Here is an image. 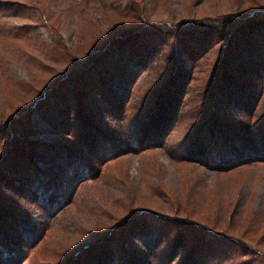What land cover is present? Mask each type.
<instances>
[{
  "label": "rangeland",
  "instance_id": "1",
  "mask_svg": "<svg viewBox=\"0 0 264 264\" xmlns=\"http://www.w3.org/2000/svg\"><path fill=\"white\" fill-rule=\"evenodd\" d=\"M262 12L0 0V264H264Z\"/></svg>",
  "mask_w": 264,
  "mask_h": 264
},
{
  "label": "trees",
  "instance_id": "2",
  "mask_svg": "<svg viewBox=\"0 0 264 264\" xmlns=\"http://www.w3.org/2000/svg\"><path fill=\"white\" fill-rule=\"evenodd\" d=\"M257 10H253V11H251L249 14H250V16L252 15V14H255V12H256ZM262 13H264V12H262ZM262 17V16H261ZM261 17H259V19L256 21V22H253V20H250V22H252V24H250V22L249 23H247V24H245L244 25V23H242V25H243V27H242V29H248V28H251V27H255V28H258L259 26H260V28L262 29H264V19H262ZM233 32H231L230 31V34H229V36L227 37V38H225V43H224V46L227 48V52L226 53H224V55L225 54H231L232 53V47H233V45L232 44H234V42L233 41H236V40H234V39H236V37H239V35H243L244 33H245V31L244 30H239L238 28H237V30H232ZM251 34V33H250ZM250 34H248V36L247 37H251V35ZM245 35H247V34H245ZM126 36H128V34L126 35V34H124V38L126 37ZM123 38V39H124ZM121 38H119L118 40H120ZM193 39V38H192ZM192 39H188L189 41H191ZM220 39H223V38H220ZM179 43L181 44V47H182V49L184 50V51H186L187 53H188V56H190L191 58H196L195 56H194V54H193V50H192V47H193V45H191V42H186V39H184V38H180L179 39ZM189 43V44H188ZM187 46H189L190 48H187ZM107 49H109V47L107 48V47H105L104 48V50H103V52L104 51H106ZM230 51H231V53H230ZM248 53L249 54H251V53H254V54H252V57H255L252 61L253 62H256V64H260V63H262V62H264V52H262V53H258V55H256V52H255V50L252 52H250V51H248ZM251 57V56H250ZM252 57L251 58H249V59H252ZM177 72V71H176ZM179 75H181V74H179ZM225 75H227V74H225ZM176 76V75H175ZM171 81L170 82H172V80L173 79H170ZM173 82H176V80L174 79L173 80ZM168 83V82H167ZM183 84V83H182ZM216 85V84H215ZM179 86V85H178ZM211 86V85H210ZM214 87V85H212V88ZM181 89L182 90H184L185 88H184V85L181 87ZM238 134V133H237ZM240 137H243L242 135H240ZM242 141V143H244V144H242V148L243 147H247V144H248V141L246 140V139H242L241 140ZM5 249L8 247V244H5Z\"/></svg>",
  "mask_w": 264,
  "mask_h": 264
},
{
  "label": "bare ground",
  "instance_id": "3",
  "mask_svg": "<svg viewBox=\"0 0 264 264\" xmlns=\"http://www.w3.org/2000/svg\"><path fill=\"white\" fill-rule=\"evenodd\" d=\"M117 53V52H116Z\"/></svg>",
  "mask_w": 264,
  "mask_h": 264
}]
</instances>
